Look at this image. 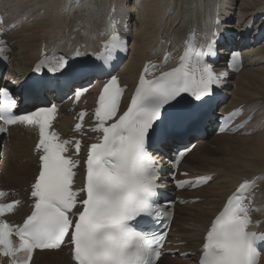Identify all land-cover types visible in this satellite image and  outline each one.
Masks as SVG:
<instances>
[{"label":"bare ground","instance_id":"6f19581e","mask_svg":"<svg viewBox=\"0 0 264 264\" xmlns=\"http://www.w3.org/2000/svg\"><path fill=\"white\" fill-rule=\"evenodd\" d=\"M127 1L0 0L5 20L0 28V47L4 48L0 57L9 63L0 85L17 73L22 72L21 76L27 73L42 51L54 52L52 57L57 59L56 54L64 52L66 46L74 48L88 41L98 47L110 33L112 23L129 40L128 59L119 69L125 83L136 80L146 60L160 61L164 55H168L167 62L175 60L179 44L191 32L208 36L214 30H225L241 36L247 25L254 33L260 26L264 28V0H132L131 7ZM130 25L134 26L132 34L127 35L124 29ZM254 33L248 44L233 43L246 60L236 75L227 70L231 88L225 91L230 96L228 106H242V121L252 116L243 128L251 133L191 139L197 143L183 159L181 169L191 175H210L212 179L197 190L179 193L199 201L175 208L168 240L176 244L169 248L174 252L179 249V253L175 252L173 257L165 255L157 264H196L195 250L210 220L244 178L254 180L250 191L256 208L253 217L264 227V40L255 43ZM222 70L225 68L218 67L213 72L219 75ZM98 85L88 90L80 102L68 101L59 108L54 127L62 135H79L85 142L92 139L94 133L84 128L76 131L75 124L77 110L83 108L89 112L84 124L92 125ZM194 99L186 100L191 103ZM187 106L181 105L178 112L186 115ZM226 110L224 104L222 111ZM36 143L37 133L31 127H12L4 137L0 146V188L9 190L10 198L16 196L27 201L38 174ZM28 211L29 207L21 204L9 218L20 221ZM31 264L74 263L67 249L61 248L36 252ZM259 264H264V254Z\"/></svg>","mask_w":264,"mask_h":264},{"label":"snow or ice","instance_id":"6c2138e0","mask_svg":"<svg viewBox=\"0 0 264 264\" xmlns=\"http://www.w3.org/2000/svg\"><path fill=\"white\" fill-rule=\"evenodd\" d=\"M214 45V40H208L195 51L186 47L179 66L155 79L145 78L146 67L127 110L111 124L106 122L116 117L124 89L117 77L108 79L97 99L96 123L92 129L102 133V139L89 146L84 161V185L79 190H73L72 185L74 169L80 162L65 153L67 145H74L78 155L80 141H61L54 131H49L55 107L16 116L12 113L15 101L7 89H0V121H3L0 133L6 130L4 126L18 122L38 126L34 151L39 160L38 174L30 190L31 214L20 226L0 219V257H9L10 264H29L35 249L60 248L67 240L74 264H155L161 255L163 236L157 237L154 233L149 236L135 230L131 223L142 216L159 218V210L154 205L160 186L158 162L146 151V143L165 105L176 101L182 93L201 101L210 93L212 85H218L219 79L226 75L214 73L204 60L215 55ZM120 46L118 35H112L103 45L107 54L97 55L96 60L107 62L112 51ZM3 52L4 48H0V54ZM237 56L232 54L229 68ZM52 63L51 59H42L35 70ZM57 64L48 67V71L65 69L67 61L61 56ZM82 91L75 92L77 99ZM85 115L83 111L79 113L76 131L81 130ZM185 151L179 152L176 162ZM247 187V181L241 183L213 220L201 247L200 264H255L256 245L264 242V234L247 231L249 208L234 203L233 199L239 198ZM80 192L85 193V198L78 201ZM4 195L0 192V197ZM18 203L0 205V217L13 212ZM77 204L82 210L74 212ZM164 214L168 215L167 209Z\"/></svg>","mask_w":264,"mask_h":264},{"label":"rangeland","instance_id":"374dc122","mask_svg":"<svg viewBox=\"0 0 264 264\" xmlns=\"http://www.w3.org/2000/svg\"><path fill=\"white\" fill-rule=\"evenodd\" d=\"M126 4H127L128 7H131L133 5V2H132V0H130V1L128 0ZM133 27H134L133 25H130V30H132ZM131 34H132V31H131ZM263 40L261 41V43H263ZM127 45H128V43H127ZM8 67H9V65H8ZM196 202H198V201H196Z\"/></svg>","mask_w":264,"mask_h":264}]
</instances>
